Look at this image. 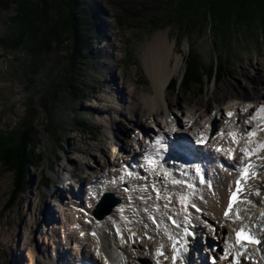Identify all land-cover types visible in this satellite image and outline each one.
Listing matches in <instances>:
<instances>
[{
  "label": "rangeland",
  "instance_id": "374dc122",
  "mask_svg": "<svg viewBox=\"0 0 264 264\" xmlns=\"http://www.w3.org/2000/svg\"><path fill=\"white\" fill-rule=\"evenodd\" d=\"M15 1L17 0H0V133L17 131L19 125L27 121L34 146L31 164L24 177L26 187L18 189L13 197L14 172L7 168L0 154V232H5L8 228L15 233L8 241L7 236L0 233V264H35V261L42 264H53L54 261L55 264H96L90 256L77 251L78 246L74 240L66 236L65 240L61 233L65 227H69L65 220V213L69 208L83 214L87 226L103 229L105 219L101 222L88 213L89 205L96 197L95 188H101L102 185L111 186L112 193L119 198L120 219L125 224L123 227L140 244L137 254L148 252L144 241L157 248L156 243L159 242L150 234L152 222L148 214L159 203L152 204L151 199L155 195L160 198H157L160 203L165 202L161 206L166 209L176 208L172 204L173 197L178 195V188L172 181L174 179L164 176V189H161V194L155 192L160 195L157 196L153 194L150 182L137 180L139 175L135 171L129 169L127 174H122L121 170L127 165V160L132 161L131 157L135 152L143 160L149 146H155L162 137L173 143L180 141V136L189 137V144L194 143L198 150H206L213 156L215 139L225 138V134L230 133L232 128L229 122L232 114L229 113L235 112V109L230 111V106L238 104L239 111L251 110L253 105L264 108V104L232 97L225 99L222 110L216 113L211 111L206 121L200 120L201 125L194 127L197 118L194 109L196 102L206 101L215 87L230 79L238 81L249 78L253 84L258 81L264 83V26H258L254 20L249 23H231L226 29V38L221 40L213 35L212 25L208 20L201 21L188 32L179 29L174 19L164 15L171 0H77V6L84 7L87 17L83 19L87 23L86 55L70 62L68 41L58 47L51 42L49 50L31 53L27 48V40L24 39L22 44H15L16 38L10 39L19 33L18 25L13 21ZM22 1L28 2L29 7L40 3L39 0ZM38 12L40 14L42 11L38 10L37 14ZM49 12L53 15L51 10ZM158 34L164 37L162 39L167 47L174 46L175 53L182 56L180 69L170 78L166 89L167 96L175 103L179 123L170 124V132L167 129L162 132L153 129L154 132L147 133L151 137L145 134L144 128L136 126L128 128V132L116 134L107 128L105 121L107 115L111 114L109 109L113 104L108 95V88L111 86L109 80L112 75L117 74L119 86L136 87L137 93L132 94V100L128 99V106L135 101H143L146 96H152L151 91H146L150 82L144 72V65L148 63L144 51L154 35ZM190 54L199 60L198 72L196 79L185 84L180 79L185 68L184 62ZM70 85L78 87L75 94ZM235 90L239 97L244 96L242 89L237 87ZM261 94H264V88ZM117 97L124 106L126 99L122 92ZM161 101L164 103V95H161ZM224 106H227V111ZM116 118L122 125V116L116 115ZM159 118L168 123L174 121L166 109ZM244 118V121L253 122L251 114ZM124 123L127 127V123ZM148 124L155 123L147 121L145 124V128L150 131ZM240 130L238 126L231 131L235 138H239V142L245 144L244 138L249 133L244 134L246 130ZM255 135H251L252 138ZM258 138H263L261 131ZM258 138L255 141L263 142ZM246 146L248 150L249 146ZM176 148L180 150L179 147ZM170 152L171 148L167 156L172 158ZM108 159L114 160L116 165L110 166ZM136 161L140 163V168L146 169L142 161ZM260 164L259 170L264 172V164ZM76 168L80 170L76 171ZM218 169L228 176L232 174L224 164H218ZM112 170L118 172L117 175L111 176L110 172L114 173ZM94 171L99 177L91 180ZM74 173H79V176L82 175L81 180H85L82 194L77 192L80 187L75 185ZM209 173L214 176L212 170ZM59 176L63 181L58 179ZM119 177L126 184L120 183ZM216 178L209 179V182H214L211 188L208 183L210 191H216ZM69 182L72 183L70 186ZM5 185L8 187L7 193ZM198 189L202 190L203 196L206 187L202 185ZM139 208L143 209L142 212ZM261 211L263 214L260 216L264 215V211ZM197 213L199 215L196 216L195 224H201L202 228V231H196L198 238L200 236L202 240L210 231L208 241L215 239L213 225H210L201 212ZM109 217L108 220L113 221L112 216ZM80 234L79 238L83 239V232ZM55 248H59L61 258L51 257ZM30 250L34 253L32 259ZM96 251L97 264H103L102 260L99 261L102 255L100 257L98 250ZM80 255L86 258V263L82 262ZM134 256L136 255L132 254L128 264H140ZM149 260L151 264L155 263L154 256Z\"/></svg>",
  "mask_w": 264,
  "mask_h": 264
},
{
  "label": "bare ground",
  "instance_id": "6f19581e",
  "mask_svg": "<svg viewBox=\"0 0 264 264\" xmlns=\"http://www.w3.org/2000/svg\"><path fill=\"white\" fill-rule=\"evenodd\" d=\"M162 37L163 36L161 34L154 35V37L152 38V41L148 44L146 50L144 51L146 54V62H148V63H146V65H144V72H145V74H146V76L150 82V87L146 91H147V93L151 91L152 96H150V97L146 96V98H144L143 101H140V102L135 101L131 106H128L127 105V103L129 102L128 99L133 98L132 94L137 93L136 87L135 86L131 87V85H129L125 88L123 85H122V87L119 86V83H117V79H116L117 74L112 75L110 80H109V83L111 84V86L108 88L109 89L108 95L110 97L109 98L110 101L113 102V104L109 109L111 114L107 115L105 121L107 123V128L113 130L114 132H116V134H122V133L128 132L127 129L131 128V126L144 128L145 134H147L149 132H154L153 129H157L159 132L165 131L164 129H167V131L170 132L171 131L170 124L173 125V123H175V124L179 123V119L175 113V103L170 97L167 96L166 89H167L168 82L171 81L170 78L173 75H175L176 73H178V71L180 69V65L182 63V56L179 53H175V51L173 49L174 46H168L167 47L165 45ZM113 86H116V88H113ZM237 87L239 89L243 90L244 96L242 98L239 97L237 91L235 90ZM263 88H264V83H261L258 81L257 83L253 84L251 79H249V78L248 79L244 78L243 80H238V81L235 79L227 80L224 84L215 87L213 89V91L209 94V96H207L206 101H197L196 102L197 105H195L194 109L196 111L197 118L194 122V127L201 125V124H199L200 120L206 121L207 117L210 116L209 114L211 113V111L214 110V113H216V112H219L220 110H222L221 107L223 104H225L224 103L225 99H230V98L234 97V98H237L239 100L249 99V100H252V102L255 101V103L264 104V94H261ZM121 92H122L124 98L126 99L124 102L126 104H124V106L120 104L121 102L118 100V97H117L118 94H120ZM161 95H164V100L166 102L164 101V103H163L161 101ZM238 107H239L238 104H236L235 107H233V106L229 107L230 111H231V109H235L234 110L235 112H233V113L229 111L232 114L231 118L229 120V122H231L230 126H232V128H230L229 131L233 135V132L231 130H235V128H237L239 126V129H241L240 131L243 132V130H246L243 132L244 134H247L249 132L253 133L252 136H254L256 134L255 137H253V138L249 134L246 135L247 140H246L245 144H247L249 146L248 150H251L253 155L250 158H249V156L247 158H245V161L247 159H251L253 156H254V158H256V155L261 154V159L258 161L259 162L258 164L259 165H261L260 163L264 164V147H262V146H264V111H262V110H264V108H258V107L253 105L251 110L249 108L248 110L242 109L241 111H239ZM223 108L225 109V111H227L226 110L227 106H224ZM164 109H166L167 112L171 113V116L173 117V120L175 122L170 121L168 123L166 120L164 121L163 119L159 118L160 114L162 113V111ZM253 109H254V111H252ZM253 112H254V114H253ZM250 114H251V117H255V119H251V122L253 121L252 123H250L248 121H244V119H245L244 117L246 116V118H247V116ZM116 115L122 116L123 121L127 123V125H126L127 127L124 126L125 125L124 122H123L124 125L123 124L121 125V123H119V121L116 118ZM147 121H149L151 123L152 122L155 123V125L148 124L149 127L152 129V131H151V129L149 131V129L145 128V126H146L145 124L147 123ZM168 127H170V128H168ZM255 130H256V133L254 134ZM260 131L263 134V138H258ZM189 133L186 132V134H189ZM147 135H149V134H147ZM149 136L151 137L152 135H149ZM257 138L263 142L258 143L257 141H255V139H257ZM238 140H239V138L237 139L235 137H233L232 140H230L227 138V135L225 136V138H223L221 140H218V138L215 139V141L213 142L214 146L216 147L217 144H221V145L223 144V146H225V148H227V152L223 151L222 153H216L215 152L216 149H214L213 156H218V157L222 158L227 164H229V166L235 168V163H238L239 161H241L242 156H243L242 155L243 152L241 151V147H240L241 141L238 142ZM171 144L173 145L172 149H174L175 147H179V146L183 148V146L179 140H177L176 143L172 142ZM227 144L230 146H228ZM116 145H118L117 142H116ZM142 145H143V142H142ZM231 148L234 151V157L230 160L226 157L227 156L226 154L228 153L229 149H231ZM172 152H174V151L172 150ZM170 155H173V154L170 153ZM150 157L152 158L151 155H150ZM150 157L148 159H151ZM203 157H204V155H203ZM131 158H132V160L136 159L139 161H143L142 162L143 165L146 167V169H149L148 168L149 166L145 163L146 159L144 158L143 160H141V158L136 154V152L133 154V156ZM187 158H188L187 161H189L190 160L189 157H187ZM152 160L155 161V158H153ZM252 160H254V159H252ZM113 161L108 159L107 163H110V166H111V164H112V166H114V165H116V163H114ZM167 165L168 164H166V166ZM153 167H155V165L152 166V169H153ZM79 168H76V171H79L81 169V168L80 169ZM115 171H117V170L115 169ZM117 173H115V172L111 173L110 172V175L115 176V175H117ZM146 173H147V171H146ZM257 173H258V175H255L253 178H251V180L246 182L244 194H246V191L248 188H251V192H252V194L249 195V204L246 203V204L242 205L241 204L242 199H241V201H239L238 203H235L234 207H235V210L238 211V213L241 215L243 221L247 222V223H245L246 227L248 228V226H249L250 230L256 231L257 234L260 236V240H261L262 236H264L263 235L264 234V215L258 216L259 215L258 212L260 210L264 211V172L260 171V173L259 172H257ZM91 176H92L91 180L99 177L98 173H96L95 171L92 173ZM151 177L153 178V180H151L152 187L155 191L158 192L162 186L159 183V181H157L156 175L153 176V174L151 173ZM176 177L177 176L175 175L174 178H176ZM67 178L69 179V177H67ZM81 178H82V175L79 176V173L78 174L76 173L75 178H73V180L75 181V185L78 184V187H80V190L77 191L80 194L83 193L82 192L83 191L82 185L84 184V181H85V180L82 181ZM233 178H234V173L228 176L226 174L218 172L217 178L215 181L216 191H213V190L210 191L207 188L204 189V195L201 197L200 200L195 199L194 198L195 196H190V197L186 196L187 192H184V189L182 186L181 190L183 191V194L178 195V196H176V198L172 199V202H173L172 204H174L176 207L174 209H172V207L169 209L168 208L166 209L164 206H161V204H163L165 202L161 201L163 203H160V200H159L160 198L157 197V198H159V199H157L155 197V195H152V199H151L152 202L151 201L150 202L152 204H155V205L159 203V205L161 207L159 205H157V206H155L154 209L150 208L151 212H149L148 217H152L154 219V221L156 222V224L154 226L152 223L149 222L150 223L149 228L151 230L150 234L152 235L153 238L157 239V241L159 242L158 244H160V246L155 248V245L152 246L151 243L144 241V246H145V248H147V250L149 252V253L147 252L146 254H143V253L137 254V249L140 248L139 247L140 244L136 240H134L127 233V231L125 230V227H123L125 224H123V221H121L122 219H120L121 208H120L119 204L112 207L109 211L110 213L108 212V214L104 215L102 219H96V220H99L101 222H103V219H105V221H104L105 224H104L103 229H99L95 226H90V225L87 226L86 223H84V221H85L84 218H86V217L83 216V214L78 213V211L77 212H76V210L74 211L73 208H69L65 213V216H66L65 220H67L69 227H65L62 230L61 235L64 237L65 240H66V237L70 240H74L76 245L78 246V247H76L77 251L79 250L82 254H84V256L85 255L90 256L96 264L98 261L96 259L97 256H95L97 254L96 250H98L100 257L102 255V257L99 259V261L102 260L103 264H128L129 259L132 258V254L136 255L134 257H136L137 261L140 264H151V261L149 259H151V258L153 259V256H154V259H158V260H161V258H163V257L167 258L169 256V254L172 252V249H171L172 246L179 244L181 241H185V239L188 236H190L184 230H182V227L184 225H187V226L191 225L194 229H200L201 224L197 226L195 224V221L191 220L189 222V221H187L185 215L181 216V214H180V212L182 211L180 208L182 207V209H183L184 202L188 201L190 205L191 204L195 205L194 208L198 207L201 210L203 209L204 212L201 211V214L203 215V217H205L208 220L210 225L211 224L213 225V229L211 228L213 230V234H215V236L217 237L218 243L220 245H222V240L229 233L230 227L238 224V223H235L236 221L229 222L227 220V218L229 216L225 217L222 213L224 202H225V197H226V191L228 188L231 187ZM58 179L63 181L61 176H59ZM195 183H196V181H195ZM71 184H72L71 182L68 183L69 186ZM255 186H258V189H259V191L256 193H254V191H252ZM95 189H97L96 197L94 199H92V202L90 201L91 203H90L89 209H88L89 210L88 213L90 215L92 212V208L94 207L96 202L99 200V196H100L101 192H112L111 186H109V185H102L101 188L97 187ZM7 190H8V187H7V185H5V192L6 193H7ZM155 191H153V194L157 193V192L154 193ZM78 193H76V194H78ZM92 193H94V191ZM113 195H114V193H113ZM156 195L158 196L159 194H156ZM183 196H185V197H183ZM39 199H40V196H39ZM147 204L148 203H146V205ZM146 205L144 204V206H146ZM149 205H151V204H149ZM158 206H159V208L157 209ZM151 207H152V205H151ZM101 208L100 209L103 211L104 210V204ZM141 209H140V211H141ZM189 209H190L189 215H193L194 209H192V206H189ZM142 215L143 214L141 213V216ZM169 215H173L175 217L174 218L175 223H176L175 226H172L170 224V222H168L167 217ZM109 216H112L113 221H112V219L108 220V218L110 219ZM93 218H94V216H93ZM95 218H97V217H95ZM145 218H147V217L145 216ZM164 218H165V220H164ZM5 221L7 224L8 220L6 219ZM251 221H255L256 224L251 223ZM259 226H261L260 229H258ZM6 230L7 231H5V232L2 231L0 233L5 234L7 236V241H8L10 238H12L13 235H15V233H14V231L9 230L8 228ZM81 231L83 232V236H84L83 239L79 238V235H81L80 234ZM208 233L209 234H207V237H209L211 232L209 231ZM191 237H192V235H191ZM131 238L133 240H131ZM210 238H211V236H210ZM195 240L198 241V239H196V236H195ZM61 242H62V240H61ZM158 244L156 243V245H158ZM170 244H173V245L170 246ZM88 250L89 251L92 250V252L93 253L96 252V254H92V253H90L91 251L89 252ZM160 250L164 251V254L161 257L157 256V251H160ZM52 252L53 253L50 254L52 258H53V256L56 258H57V256L61 258V254H59V248H55V250H53ZM200 253L202 254L203 252L200 251ZM103 254H104L105 258H103ZM171 254H173V252ZM171 254H170V257L172 256ZM29 255H30V258L32 259V257L34 256V253L32 250H30ZM80 256L82 258V262L86 263L87 262L86 258H84L82 255H80ZM166 261H168V260H166ZM227 261L229 262L230 259L228 258ZM88 262H90V261H88ZM239 263L240 264H246L243 260H240ZM35 264H42V263L40 261H35ZM53 264H55V261ZM158 264H165V263L158 261Z\"/></svg>",
  "mask_w": 264,
  "mask_h": 264
},
{
  "label": "trees",
  "instance_id": "16d2710c",
  "mask_svg": "<svg viewBox=\"0 0 264 264\" xmlns=\"http://www.w3.org/2000/svg\"><path fill=\"white\" fill-rule=\"evenodd\" d=\"M15 2L13 21L17 23L19 33L14 38L10 37L11 40L16 38L15 44H22L25 39L29 43L28 50L38 53L41 50H49L51 42L58 47L68 41L70 62L86 55L87 23L83 19L87 17L84 7L77 6V0H39L40 3L35 4V7H29L26 1ZM38 10L42 12L37 14ZM164 15L174 19L178 28L186 32L194 29L201 21L208 20L212 25L213 35L224 40L226 29L231 23H249L254 20L258 26L263 27L264 0H171ZM88 25L94 26L92 23ZM184 63L180 82L186 84L197 78L199 60L190 54ZM75 87L70 85L74 94L78 91V87ZM19 126L17 131L0 133L1 158L7 168L13 170L15 176L11 197L15 196L18 189L23 190L26 187L24 177L33 156L34 140L27 121Z\"/></svg>",
  "mask_w": 264,
  "mask_h": 264
},
{
  "label": "snow or ice",
  "instance_id": "6c2138e0",
  "mask_svg": "<svg viewBox=\"0 0 264 264\" xmlns=\"http://www.w3.org/2000/svg\"><path fill=\"white\" fill-rule=\"evenodd\" d=\"M264 111V110H262ZM229 115H231V113H229ZM251 119H255V117H251ZM253 133L249 132V135H252ZM264 147V146H262ZM241 151L249 156V158L253 155L252 151L251 150H247V149H241ZM256 167L255 165H251L249 164L247 167H245L243 170H242V177L244 179H248V178H251L252 176V173L249 171L251 168H254ZM256 175H258V173H256ZM241 184H240V181H237V188H236V191L233 192V194L231 195L230 199H229V204H228V208L227 210L225 211L224 215L225 217H228L231 210L233 209V206L235 203H238L239 202V193L241 192ZM237 218L239 219V213H237ZM236 231V244L235 245H232V247H236L237 245L244 249L245 252L247 251V248H246V244H249V243H256V244H261L262 242L258 239H256L250 232L249 229L247 228H241L239 230H235ZM158 255H163V252L162 251H158ZM231 255L230 251L229 250H226L225 251V258H228V256ZM244 255V252H238L236 254L235 257H233V264H239V260H238V257L239 256H242ZM172 259H175V257H172Z\"/></svg>",
  "mask_w": 264,
  "mask_h": 264
},
{
  "label": "water",
  "instance_id": "95a60500",
  "mask_svg": "<svg viewBox=\"0 0 264 264\" xmlns=\"http://www.w3.org/2000/svg\"><path fill=\"white\" fill-rule=\"evenodd\" d=\"M118 199L113 197L111 193H103L100 201L96 204L95 208L92 211L94 217L102 218L105 214H108L111 207L117 203ZM104 204V210L102 211L101 207ZM101 208V209H100Z\"/></svg>",
  "mask_w": 264,
  "mask_h": 264
}]
</instances>
